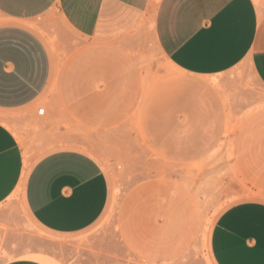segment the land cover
Returning a JSON list of instances; mask_svg holds the SVG:
<instances>
[{"label":"rangeland","instance_id":"obj_1","mask_svg":"<svg viewBox=\"0 0 264 264\" xmlns=\"http://www.w3.org/2000/svg\"><path fill=\"white\" fill-rule=\"evenodd\" d=\"M150 17L100 39L75 32L56 7L34 20L53 56L52 83L34 113L0 120L26 160L62 147L97 157L110 202L94 226L61 240L37 229L14 193L0 205V264L29 253L54 264H215L220 215L264 201V88L247 63L203 79L178 71Z\"/></svg>","mask_w":264,"mask_h":264},{"label":"crops","instance_id":"obj_2","mask_svg":"<svg viewBox=\"0 0 264 264\" xmlns=\"http://www.w3.org/2000/svg\"><path fill=\"white\" fill-rule=\"evenodd\" d=\"M150 5L151 0H0V113L31 115L52 83L53 56L35 19L56 7L75 32L100 39L135 27L150 16ZM153 16L158 47L178 71L203 79L247 63L264 88V0H159ZM183 112L205 113L207 119L213 113L190 107ZM16 191L35 227L61 240L94 226L111 194L97 157L62 147L26 163L16 133L0 120V205ZM211 253L215 264H264V201L228 207L213 227ZM4 264L47 263L29 253Z\"/></svg>","mask_w":264,"mask_h":264},{"label":"bare ground","instance_id":"obj_3","mask_svg":"<svg viewBox=\"0 0 264 264\" xmlns=\"http://www.w3.org/2000/svg\"><path fill=\"white\" fill-rule=\"evenodd\" d=\"M159 2V0H151V5H150V15L152 17H154V13H155V9H156V6H157V3ZM149 15V14H148ZM150 17V16H149ZM150 17V18H152ZM146 18V17H145ZM154 20V19H152ZM28 162V159L26 160V163ZM18 191V190H17ZM16 191V192H17ZM42 261H44L45 263L47 264H54L52 260L48 259V258H43V257H39Z\"/></svg>","mask_w":264,"mask_h":264},{"label":"built area","instance_id":"obj_4","mask_svg":"<svg viewBox=\"0 0 264 264\" xmlns=\"http://www.w3.org/2000/svg\"><path fill=\"white\" fill-rule=\"evenodd\" d=\"M45 108H43V107H40L39 109H38V113L40 114V115H43V114H45Z\"/></svg>","mask_w":264,"mask_h":264}]
</instances>
